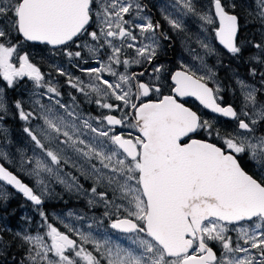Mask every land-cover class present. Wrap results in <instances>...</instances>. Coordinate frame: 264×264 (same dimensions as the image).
I'll return each instance as SVG.
<instances>
[{"label": "snow or ice", "instance_id": "6c2138e0", "mask_svg": "<svg viewBox=\"0 0 264 264\" xmlns=\"http://www.w3.org/2000/svg\"><path fill=\"white\" fill-rule=\"evenodd\" d=\"M159 11L167 30L145 0H0V213L11 189L39 217L13 230L0 215V264H264V0H163ZM172 33L190 57L176 67L163 59ZM35 45L81 73L52 65L67 100ZM56 186L103 216L48 213Z\"/></svg>", "mask_w": 264, "mask_h": 264}, {"label": "rangeland", "instance_id": "374dc122", "mask_svg": "<svg viewBox=\"0 0 264 264\" xmlns=\"http://www.w3.org/2000/svg\"><path fill=\"white\" fill-rule=\"evenodd\" d=\"M154 1H155L156 5H157V7H156L157 10H159V5L161 3H163V0H154ZM248 2L250 4H252L253 0H248ZM253 6H255V5L253 4ZM186 20H187L188 28L190 29V31L193 32V33L197 32L198 26H197L195 20H193L191 18H186ZM162 22L164 23V27L167 30L168 25L166 24V22L163 21V19H162ZM172 35H173L174 40H175V43H174V46H173L175 61H178L182 56L185 57L186 59L190 60V57L188 56V53L185 51V45H184L183 39L180 38V37H176L174 33H172ZM38 50H39V52H42V53L41 54H37V47H34V53H33V51L29 50L31 52V54H32L34 62L38 64V66L41 68V71L43 73H44L43 68L47 67V65L50 66L49 70H48L49 74H51L54 77L55 81L59 82L60 89L61 90L64 89L63 90L64 99L67 100L68 99V93L71 92L72 89H70L65 84V77H61V76H58V75L55 74V70L52 67V65L63 66V67H65L67 69V71H69L70 73H73L74 75H77V76L81 75V73L79 72V70L77 68H75L71 64H69V62H68L66 57H63L61 55H59V57H58V56L53 55V54L43 53V52L46 51L45 47L44 48H39ZM208 62H209V64H215L216 58L209 57L208 58ZM225 62L227 63V57H225ZM238 64L240 65V69L239 70H240L241 74L242 75H246V71H245L246 68L245 69H241V67H245V66L243 64H241L240 61H234L232 63V67L235 68ZM92 66H95V65L93 64ZM220 70H224V71L222 72ZM218 75L221 78H224L225 75H226V70L224 68H218ZM29 84H31V82L27 83L28 87H30ZM226 93L233 99V95L234 94L231 91H228ZM26 94L28 96L29 93L26 92ZM27 96L24 94L23 98L26 100ZM8 97H9L10 100L19 99V98H21V92L18 90L16 92L15 97L12 95V93L9 95V92H8ZM86 107L90 108L91 111L93 113H95L96 110H95L94 106L86 105ZM205 116L207 118H213V117H210L207 114H205ZM222 124H224V123H222ZM22 125H23V122H21V121L18 122L17 120L15 122V125L10 123V122H8L7 125H6V127L9 130V133L11 135V138L13 139V141L18 146H23V145L27 144V137L22 132ZM85 186L87 187V183L85 184ZM10 191L13 192V195H12L11 198H13V197L17 198L18 197V194L15 193L14 190L10 189ZM56 192L60 193L63 196V199H50V204L48 205V207L51 209L50 210V214H52V215H58L60 213L66 214L68 211L71 210V211L82 212V213L86 212L89 217H93L94 216V217L100 218V217L103 216V212H104L103 207H99V208H96V209H87L86 208V203H85L84 200L76 199L75 197H70L69 195L65 194L63 192V189H62L61 186H56ZM47 202H48V200H47ZM51 203H55V204H51ZM4 220L8 224V219H7L6 215H4ZM38 223H39V221L34 222V226L36 227L38 225ZM107 223H108L107 220H105L103 227L99 228V230L103 231V228L107 227ZM10 227L13 230H20L21 228H25L26 225L24 223H22L20 225L10 226Z\"/></svg>", "mask_w": 264, "mask_h": 264}, {"label": "flooded vegetation", "instance_id": "af4514ba", "mask_svg": "<svg viewBox=\"0 0 264 264\" xmlns=\"http://www.w3.org/2000/svg\"><path fill=\"white\" fill-rule=\"evenodd\" d=\"M145 2L149 5V8L151 10V15L153 16V18L156 20H160L161 23L164 24L162 22V16L160 14V11L157 10V8H156L157 5H156L155 1L154 0H145ZM28 50H31L34 53V46H30ZM47 51H48V49H47ZM47 54H49V53L47 52ZM57 55L59 57V54H57ZM163 59H166L169 62L171 67L177 66V61H175L173 48L168 51L167 57H164ZM49 67L50 66L47 65V67L43 68L45 74H49V71H48ZM29 86H31V84H29ZM63 90H61V91L63 92ZM17 91L18 90H8L9 95L12 93V95L14 97H15ZM24 94L27 96L26 92ZM225 99L227 102L233 101V99L227 93H225ZM197 104L198 103L195 102L194 100H192V99L189 100V105L195 107V106H197ZM87 110L91 111L90 108H87ZM205 114L210 115V117H214V114L207 113V112H205ZM220 119L222 121L226 122L227 124L231 123L230 121H227L226 118H220ZM49 204H50V200H48V202L47 201L45 202V210L48 213H50V210H51L48 207ZM51 204H55V203H51ZM34 211H35L34 206L30 202L26 201V199L21 195L20 198H18V197L17 198H15V197L11 198L8 202V205H7V212L6 213H0V215H3V216L6 215V217L8 219V224L10 226H16L20 223L21 224L24 223L23 219H22L23 217H32L34 220ZM26 227H29V226L26 225ZM31 227L33 228V224L31 225Z\"/></svg>", "mask_w": 264, "mask_h": 264}, {"label": "trees", "instance_id": "16d2710c", "mask_svg": "<svg viewBox=\"0 0 264 264\" xmlns=\"http://www.w3.org/2000/svg\"><path fill=\"white\" fill-rule=\"evenodd\" d=\"M245 34H247V35H254V36H256L258 38L257 27H254V26L253 27H248ZM34 47H37V54H41L42 53V52H39V50H38L39 48H44V46H40V45H35ZM45 49H46V51L43 52V53H47L48 52L49 54H52L49 50L47 51V48H45ZM247 55H248V53H246V56ZM56 56H58V55H56ZM241 69H245V67H241ZM220 71L223 72L224 70H220ZM245 71H246V69H245ZM213 118H217L220 121V123H224V125L225 124L228 125L226 122L222 121L219 117H213ZM16 120L19 122L18 119L9 118L8 119V122H10V123H12V124L15 125ZM20 196H21V194H18V198H20ZM38 219H39L38 215L36 214V212H34V222L39 221ZM20 224H18V225H20ZM33 228H35L34 223H33Z\"/></svg>", "mask_w": 264, "mask_h": 264}, {"label": "water", "instance_id": "95a60500", "mask_svg": "<svg viewBox=\"0 0 264 264\" xmlns=\"http://www.w3.org/2000/svg\"><path fill=\"white\" fill-rule=\"evenodd\" d=\"M198 103V102H197ZM189 106H191V105H189Z\"/></svg>", "mask_w": 264, "mask_h": 264}]
</instances>
